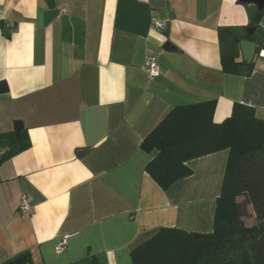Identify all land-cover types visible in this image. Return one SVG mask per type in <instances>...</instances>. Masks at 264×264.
Segmentation results:
<instances>
[{
    "label": "crops",
    "instance_id": "crops-1",
    "mask_svg": "<svg viewBox=\"0 0 264 264\" xmlns=\"http://www.w3.org/2000/svg\"><path fill=\"white\" fill-rule=\"evenodd\" d=\"M0 10V82L9 87L0 94V135L21 121L30 142L0 167V264L24 252L32 264H134L132 251L160 228L212 233L229 151L188 162L192 175L164 190L146 170L158 152L141 145L178 106L216 101L220 123L243 104L264 120L263 63L248 76L224 72L219 35H246L258 7L0 0ZM154 17L165 32L152 29ZM259 32L264 25L255 42ZM150 57L156 77L144 68ZM24 195L28 215L19 212Z\"/></svg>",
    "mask_w": 264,
    "mask_h": 264
},
{
    "label": "trees",
    "instance_id": "trees-1",
    "mask_svg": "<svg viewBox=\"0 0 264 264\" xmlns=\"http://www.w3.org/2000/svg\"><path fill=\"white\" fill-rule=\"evenodd\" d=\"M264 11H257L251 28L258 29ZM246 29L221 28V63L223 71L250 75L255 63L240 60L239 42L249 38ZM264 48V42H256ZM9 91L0 82V94ZM216 101L174 108L143 141L145 152L156 150L148 164V174L164 190L192 175L187 163L219 151L228 150V163L217 200L214 231L210 234L189 233L177 228H160L149 240L132 251L134 264H264V120L254 108L235 104L224 121L214 120ZM30 146L21 121L14 129L0 135V167ZM241 198V200H239ZM255 215V224L246 226L243 219ZM199 235L198 237H196ZM2 264H32L29 252L21 253Z\"/></svg>",
    "mask_w": 264,
    "mask_h": 264
},
{
    "label": "built area",
    "instance_id": "built-area-1",
    "mask_svg": "<svg viewBox=\"0 0 264 264\" xmlns=\"http://www.w3.org/2000/svg\"><path fill=\"white\" fill-rule=\"evenodd\" d=\"M151 24H152V29L159 33H163L167 29L166 22L159 20L158 18L155 17L152 18ZM256 58L263 61L261 70L264 71V48H259V47L257 48ZM144 68L150 77H156L160 74V66L154 57H150L146 60ZM30 202L31 200L27 195H24L21 198L19 203V212L21 214L28 215L30 213ZM68 238L69 236H64L59 239L58 244L55 247V251L57 254H62L66 250Z\"/></svg>",
    "mask_w": 264,
    "mask_h": 264
},
{
    "label": "water",
    "instance_id": "water-1",
    "mask_svg": "<svg viewBox=\"0 0 264 264\" xmlns=\"http://www.w3.org/2000/svg\"><path fill=\"white\" fill-rule=\"evenodd\" d=\"M242 4H254L258 7V11H264V0H240ZM255 28H248L246 34L249 38L253 37ZM239 42V49L243 58V61L249 66L255 62L258 45L256 42L243 39L234 40V43ZM197 235L196 237H198Z\"/></svg>",
    "mask_w": 264,
    "mask_h": 264
},
{
    "label": "rangeland",
    "instance_id": "rangeland-1",
    "mask_svg": "<svg viewBox=\"0 0 264 264\" xmlns=\"http://www.w3.org/2000/svg\"><path fill=\"white\" fill-rule=\"evenodd\" d=\"M260 25L263 26L264 24H261V22H260ZM258 37H260L259 39H261L264 42V37L262 36L261 32L258 33ZM260 62H263V61L256 58L254 63L257 64ZM239 200H241V198H239ZM249 213H250V216L248 218L243 219L244 224L246 226H252L255 224V215H254V212H253L251 207L249 208Z\"/></svg>",
    "mask_w": 264,
    "mask_h": 264
}]
</instances>
